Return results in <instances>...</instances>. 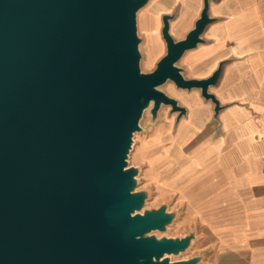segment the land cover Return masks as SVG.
Returning a JSON list of instances; mask_svg holds the SVG:
<instances>
[{
	"label": "water",
	"instance_id": "95a60500",
	"mask_svg": "<svg viewBox=\"0 0 264 264\" xmlns=\"http://www.w3.org/2000/svg\"><path fill=\"white\" fill-rule=\"evenodd\" d=\"M149 0H0V264H199L185 252L195 231L157 237L176 212L144 209L128 166L145 108L185 107L161 90L196 88L220 124L219 84L227 59L186 78L177 65L206 41L216 18L203 0L181 38L178 11L161 16L165 51L140 68L137 13Z\"/></svg>",
	"mask_w": 264,
	"mask_h": 264
},
{
	"label": "crops",
	"instance_id": "0c3cea01",
	"mask_svg": "<svg viewBox=\"0 0 264 264\" xmlns=\"http://www.w3.org/2000/svg\"><path fill=\"white\" fill-rule=\"evenodd\" d=\"M172 1L181 7L171 28L186 22L176 36L181 38L197 17H188L190 10L201 9L203 0ZM209 14L216 20L203 37L215 40L222 52L214 63L236 60L226 62L219 82L221 102L232 101L219 113L220 135L192 140L186 158L196 159L192 169L201 175L216 177L215 196L202 201L201 222L215 235L217 254L204 261L200 253L199 264H224L217 257L230 253L232 264H264V0H209ZM203 118L194 112L178 135L182 144L199 132ZM210 146L215 147L206 153Z\"/></svg>",
	"mask_w": 264,
	"mask_h": 264
},
{
	"label": "rangeland",
	"instance_id": "374dc122",
	"mask_svg": "<svg viewBox=\"0 0 264 264\" xmlns=\"http://www.w3.org/2000/svg\"><path fill=\"white\" fill-rule=\"evenodd\" d=\"M180 3L176 4L172 0H149L137 13V30L141 39L139 50L142 71H151L158 58L164 53L165 46L160 36L161 16L164 13L173 12L175 9L179 13ZM199 11L200 9L196 7L192 8L188 17L198 16ZM144 14L151 18L150 22L145 24L141 21V16ZM173 20H171V24ZM185 25L184 21L178 25L173 24L172 28L170 25L171 34L176 38L180 29ZM206 38L205 42L188 50L178 60L177 65L181 68L184 77H205L216 68L214 58L222 52L216 48L215 40ZM152 39L154 46H148V41H152ZM234 60H236L234 57L227 59L229 63ZM219 89H221L219 84L210 88L216 96L218 95V98L221 97ZM161 90L175 98L179 105L185 107V112L179 114L177 111H172L169 105H162L156 115L152 116L150 108L144 109L139 120L141 129L134 133L133 148L131 147L127 157L128 166L138 168L136 174L138 182L135 190L142 189L148 194L142 211L158 208L164 204L168 211L176 212L174 220L165 231H152L157 237L183 236L190 231H195L196 237L189 248L178 255H172V260L185 259L200 253L203 254L204 261L208 257L215 256L216 258L217 252L214 250L218 241H216L215 235L207 231L208 227L201 222V204L203 200L208 201L212 196H215L216 188L213 180L215 181L216 177L201 175L199 170L192 169L196 159L186 158L190 156L192 148L195 146L192 144V140L215 139L220 135L221 127L218 121L213 118V103L211 100L201 97L198 89L178 88L169 80L161 86ZM227 103H232V101ZM196 110L197 113L204 114L203 125L197 134L182 144L183 140L180 142L178 135L185 130ZM196 121L199 122L198 119ZM181 147L184 155L178 156ZM214 147L210 146L206 153L212 151ZM200 156L201 153H199V157L195 158H200ZM198 168L201 169L200 165ZM217 258L220 261L223 260L224 264H228V261L230 264L234 263L232 253Z\"/></svg>",
	"mask_w": 264,
	"mask_h": 264
},
{
	"label": "bare ground",
	"instance_id": "6f19581e",
	"mask_svg": "<svg viewBox=\"0 0 264 264\" xmlns=\"http://www.w3.org/2000/svg\"><path fill=\"white\" fill-rule=\"evenodd\" d=\"M150 20H151V18L149 17V16H147V15H143V16H141V21L145 24V23H148V22H150ZM162 39V38H161ZM148 46H154V41H153V39H152V41L151 40H149L148 41ZM135 142V141H134ZM133 148V147H132ZM133 151V150H132ZM136 152V151H135ZM176 152V151H175ZM132 153V152H131ZM178 153V152H177ZM179 155L178 156H183L184 155V152H183V150H182V147H181V150L179 151V153H178ZM129 156V155H128ZM131 159V158H130ZM136 179L138 180V178H137V176H136ZM171 256L172 255H170V259H171ZM172 260V259H171Z\"/></svg>",
	"mask_w": 264,
	"mask_h": 264
}]
</instances>
